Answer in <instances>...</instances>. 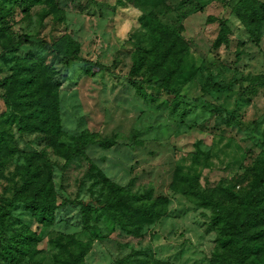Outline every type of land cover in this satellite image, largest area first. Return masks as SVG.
I'll list each match as a JSON object with an SVG mask.
<instances>
[{
    "label": "rangeland",
    "instance_id": "1",
    "mask_svg": "<svg viewBox=\"0 0 264 264\" xmlns=\"http://www.w3.org/2000/svg\"><path fill=\"white\" fill-rule=\"evenodd\" d=\"M241 1L167 0L155 10L187 44L180 67L173 70L170 64L155 65L151 35L140 20L150 9L140 4L0 0V81L20 67L27 78L39 75L35 83L51 76L58 92L56 111L46 113V130L21 134L19 122L41 124L27 114L36 85L23 87L27 107L16 118L0 86V138L5 139L0 145V264H66L80 255V244L81 264L235 260L234 246L224 245L230 233L224 216H242L264 166V23L256 43L236 13ZM223 22L229 44L215 47ZM26 36L31 42L6 51ZM66 48L78 49L80 60H65ZM84 61L109 70L91 74ZM169 74L174 95L155 84ZM84 134L91 140L85 155L67 162L66 153ZM106 140L115 145L101 143ZM180 173L197 176L219 208L176 191ZM47 180L52 187L47 199L63 205L41 223L24 202L46 199ZM113 187L140 199L132 198L137 205L166 199L164 216L143 225L139 235L124 231L103 213L102 202L113 195ZM15 198L22 202L12 203ZM260 200L264 206V195ZM81 204L90 208L86 215ZM261 216L249 234L251 244L264 246V212ZM262 259L263 253H253L246 262L261 264Z\"/></svg>",
    "mask_w": 264,
    "mask_h": 264
},
{
    "label": "trees",
    "instance_id": "2",
    "mask_svg": "<svg viewBox=\"0 0 264 264\" xmlns=\"http://www.w3.org/2000/svg\"><path fill=\"white\" fill-rule=\"evenodd\" d=\"M167 0H123L124 4H140L145 8L150 9L147 17L140 18L143 26L148 29L151 39L152 47L150 50L151 55L156 59L155 65L159 67H165L170 64L173 66V70H177L180 67L183 54L187 50V44L178 37L174 31L169 27L163 25L155 10L165 6ZM237 15L242 19L243 24L248 32V34L254 39L256 43L261 41L262 38V26L264 23V5L258 0H242L236 9ZM229 33L230 30L225 22L221 24V31L218 39L215 41V47H220L222 44H229ZM31 37H24L17 41L13 46L6 48L7 52H17L20 48L31 42ZM56 55H59L58 50L53 49ZM63 58L70 61H78V49L70 51L66 48L63 51ZM143 62V61H141ZM84 69L86 72L91 74H97L103 71H108L109 67L99 64L97 62L84 61ZM20 67L14 70L13 75L10 79H5L0 81V86L6 90L4 99L6 104L13 110L15 118L17 113L21 111L22 107L26 105L23 102V97L21 96V91L26 84L32 83L36 85L35 88V99L34 104L30 105L27 109V114L31 118L38 119L41 124H36L34 122L30 124H24L19 122L18 131L23 134L26 132H37L45 131L46 128L44 124L49 120V111H56L58 97L57 87L53 83V78L46 75L43 80L39 83L34 81L38 80L39 75L27 78L22 75ZM41 77V76H40ZM170 80V74L166 77L158 80L155 84L159 86H164L165 91L170 95H174L173 90L168 89ZM27 107V105H26ZM83 141L76 145L73 152L66 153L67 162H71L74 158L78 156H84L87 145L91 142L89 135L84 134L82 136ZM2 142L5 143V139L0 138V145ZM107 147L115 145V142L106 140L101 142ZM28 186V185H27ZM174 188L176 191L193 199L197 204H202L205 206L219 205L215 204L214 201L209 198L202 190L199 184V179L197 176H192L185 173H180L178 175L177 181L174 183ZM42 190L46 192V199H31L25 201L26 208L34 211L37 218L41 223L52 220L53 210L62 205H55L54 202L49 201L50 193L52 191L51 183L49 180L46 181ZM39 190V191H42ZM113 195L106 198L105 202H102L104 214L110 217L113 221L119 223L124 231L129 233H135L139 235V231L143 225L150 223L153 220L159 219L164 216L163 211L164 205L167 200H158L156 202H147L142 204H135L132 198L126 197L120 190V188L113 187ZM264 195V166L261 168L258 180L252 185L251 189L247 193L243 204L242 216L239 218L237 216H224V220L229 225L230 233L228 237L224 238V245L235 248L237 257L234 261L225 260L223 263L218 264H248L246 261L248 256L253 253H263V259L261 264H264V246L261 244H251L254 240V236L249 234L253 227H256L262 220V213L264 212V206L260 204V197ZM16 199V198H15ZM138 199V198H135ZM140 200V199H138ZM21 200H13L12 203H17ZM14 206V205H13ZM83 213L86 215L90 211V208L86 205L81 204ZM240 219V220H238ZM124 220H127L126 223ZM130 227H133L132 229ZM90 229V228H88ZM134 229V230H133ZM3 230V216L0 214V242L4 239ZM262 231L260 234H263ZM81 252L80 255L72 257L66 264H81L80 258L85 252L84 245L80 244ZM12 257H16V254H12ZM220 258V256H216Z\"/></svg>",
    "mask_w": 264,
    "mask_h": 264
}]
</instances>
